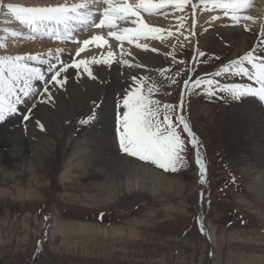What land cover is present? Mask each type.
Listing matches in <instances>:
<instances>
[{
	"label": "rangeland",
	"instance_id": "obj_1",
	"mask_svg": "<svg viewBox=\"0 0 264 264\" xmlns=\"http://www.w3.org/2000/svg\"><path fill=\"white\" fill-rule=\"evenodd\" d=\"M205 11L210 9L198 8L194 14L186 10L182 14L191 17L184 22L196 30L202 22L199 16ZM222 13L217 11L214 15ZM58 37L50 35L42 39L56 42ZM202 37L201 32L193 45L175 37L171 52L174 51L182 66L174 65L166 83L160 87L136 72L109 81L108 85L113 84L109 92L111 125L106 130L97 129V126L92 128V123L82 126L78 120L75 133L83 128L86 134L77 138L73 156L69 151L75 134L59 140L48 133L44 138L52 143L34 154L31 168L16 169L14 165L22 155L20 152L30 156L33 145L44 139L29 128L33 124L43 125L44 130L46 126L41 111L25 110L22 104L17 105L18 111L14 114L18 119L5 113L0 130L4 135L8 131L10 136L16 130L18 147L22 149L11 153L9 141L0 142V149L4 151L0 163L8 165L12 159L14 162L6 172L0 173V264H264V117L249 112L247 105L242 104L244 97L233 98L231 92H221L233 85L246 86L243 90L248 95H256L264 110V99L257 94L260 85L254 78L250 80L249 76L238 74L234 67L227 73L222 72L230 62L238 61L245 54L253 56L255 51L235 53V46L222 37L209 40ZM62 39L61 36L58 41ZM77 44L84 45L78 41ZM106 46L91 47L100 51ZM201 51L203 56L199 55ZM242 67L254 76L252 64L244 61ZM217 71L222 72L219 77L214 76ZM133 76L144 81L145 97L149 96V88L157 89L150 98L160 101L159 119H163L164 104L175 108L169 115L187 148L186 163L178 173L130 156L119 146V121L121 111H126L123 97L129 89L135 90ZM197 78L218 80L215 94L208 95L204 86H192L191 81ZM185 79H190L191 91L185 89ZM44 83L34 80V90L42 88ZM90 94L93 96L95 91ZM101 101L102 98L98 104ZM75 104L84 107L85 102L77 100ZM51 109L58 113L57 109ZM180 116L195 133L199 142L196 147L191 144L192 137L182 131ZM52 122L56 124L59 120ZM197 151L205 170L203 183ZM103 159H111L109 163L118 166L129 161L137 170L143 167L145 170L139 174L126 178L132 184L142 183L144 191L122 192L111 201H92L90 195L96 192L87 178L88 167L100 165ZM78 165L87 170H77ZM71 169V177L64 179L63 175ZM43 171L50 176L49 180L42 178ZM40 179L44 187L37 186ZM31 184L37 187L38 197L19 196L20 188L26 193ZM67 220L94 223L101 230L108 227V233L102 232L101 240H94V245L84 244L75 236L66 239L55 232V227ZM135 222L139 223L135 225ZM113 228L121 232L113 233Z\"/></svg>",
	"mask_w": 264,
	"mask_h": 264
},
{
	"label": "bare ground",
	"instance_id": "obj_2",
	"mask_svg": "<svg viewBox=\"0 0 264 264\" xmlns=\"http://www.w3.org/2000/svg\"><path fill=\"white\" fill-rule=\"evenodd\" d=\"M16 1L19 2L21 6L38 7L48 5L73 6L86 4L87 7L78 9V11L83 14L91 13L89 19H72L68 21L66 26L65 24L58 25L55 21H44L35 25H28L22 24L11 14H6L4 10H0V56H21L25 58L31 56L33 59L26 60L29 67L39 69L41 73L48 76L52 75L50 66L55 67L61 61L65 63L88 61L87 65L81 64L77 69H69L70 75L68 76L65 88L59 91L52 89L56 96L59 97V99L55 100V104L47 106L41 105L38 103L40 99L39 96L36 97L37 103L35 107H32V101L27 100V98H25L27 102L22 104V108L25 110L30 111L31 109H37L42 112V118L46 129L43 130L40 126L33 124L29 130L33 132L34 135H41L44 138L50 133V135L57 136L58 139L60 138L62 140V138L66 136L71 137L75 134L73 135L75 139L72 141L69 151L70 156L75 155L74 151L76 149L74 148L78 145L77 138L79 135L84 136L86 134L83 128L77 130L75 133V124L78 120L86 116L90 107L94 109L96 106L94 112L95 118L90 122L92 123V128L97 126V129L106 130L110 127L112 101L109 97V92L113 89V84L108 85L107 83L109 81H114L118 78L125 77L129 73L133 74L136 72V75H144L149 78L156 87H160L166 83V80L169 78L170 70L174 65L182 66V64L178 63L179 61L176 59L173 53L174 51L171 52L175 37L180 38L188 45H193L196 40H199V35L202 32V38L204 40H209L210 38H224L235 46V53L245 54L253 50L255 51V55H253L254 61L257 64L264 61V0H250V5L246 4V6L237 10L236 15L240 17L238 22L231 19V12L226 16L222 9H210L209 12H202L199 16L202 22L196 30H192L191 25L186 22H184L183 29L179 28L180 21L178 17L184 14L180 13L178 10L171 8L161 10L167 11V16L162 15L161 11L152 14L142 11L140 17L145 24L150 27H159L161 29L160 38H157L152 33L146 35L137 34L134 29L138 28L139 25L132 22L135 18L117 20V28L113 29L116 35L109 36V29L106 26L103 28L95 26V23L103 18L102 11L103 7L106 5L96 3L94 0H4L5 4H14ZM34 1L35 3L36 1L39 3L33 5L32 2ZM124 2L125 0H113V3L117 7L123 6ZM136 2H138V0H127L129 4ZM192 2L199 3V0H192ZM217 11H222V15L216 16L217 19L210 18L206 20L207 17L214 15ZM189 12L191 11L189 10ZM69 15H76V13H69ZM184 17L190 19L191 16L184 15ZM213 17H215V15ZM245 17H251V19H245ZM124 29H132L133 31L131 33H124ZM190 29L191 33L194 32L195 36H191ZM169 33L172 34L169 35ZM181 33H183V35ZM50 35H55V37L57 35V37H59L56 39V42H47V40L42 39L43 36L50 37ZM61 36L63 39L59 42L58 40ZM97 36L102 39L100 41H95L94 37ZM118 36H123V38L118 39ZM86 39L90 41L87 47L77 44V41L83 43ZM96 45L107 46L103 50L96 51L92 49V47ZM137 45H141L142 47H138ZM79 47L84 48V51L80 52ZM101 48L103 47H100V49ZM153 49H155V51H153ZM78 52L79 55H77ZM109 53H111L110 59ZM105 60H108V62L104 63L103 61ZM125 61H127V63H125ZM161 70H163V74ZM89 71L92 73V76L96 77L95 79L89 76ZM253 71L255 72L254 69ZM35 86L37 87L38 85ZM42 88L41 86L39 87V89ZM92 91H95L93 96L90 94ZM61 93H63V95H61ZM240 97L241 99L244 97L242 104L247 105L246 107H248L249 112H254L256 117H264V110L259 106L258 102L260 100L256 95L245 94ZM100 98H102V101L98 104ZM77 100L85 102L84 107L75 104ZM93 101L96 102L95 105H93ZM51 108L57 109L58 113H55ZM5 113L9 114L7 109H5ZM8 116L12 119H18L16 115ZM56 120H59V122L57 123ZM52 121H55L57 125L53 124ZM26 126H28V124ZM11 132H14L12 136L8 134V131L4 135L0 130V142L6 139L11 144V153L20 152L18 149L22 148L18 147L19 138H17V135L19 134H17L18 132L16 130ZM45 139L46 138L41 141L39 140L40 143L33 145L34 152L32 149L33 154L30 156H28L29 154L26 155L23 154L24 152H20L22 155H20L19 161L15 165L13 159L8 165L0 163V173L3 171L6 172L7 167L9 168L12 165H14L16 169L31 168V160L34 154L39 152L45 145L52 143L48 138ZM3 153L4 151L0 149V156H2L1 154ZM109 161H111V159L108 161L103 159L100 165L93 164L88 167L87 178L92 181V188L96 192L90 195L92 201L97 203L103 200L111 201L121 195L122 192L130 193L132 190L144 191L142 183L132 184L130 179L126 178V176L130 177L132 174H139L140 171L144 169L143 167H138L137 170L136 165L129 161L125 162L123 166H118L116 163L111 164ZM132 165L135 166L133 167ZM75 168L77 170H87L86 167L79 165L75 166ZM71 172H73L72 169L67 171V174L63 175L64 179L71 177ZM42 173V178L50 179V176L46 175L44 171ZM123 175H125V177H123ZM42 182L43 179H40L37 182V186H43L44 184H42ZM116 183L117 185H115ZM19 191V196L21 197H23V195H27L28 197L37 195L38 197L39 195L37 187L32 184L29 186L26 193H24L23 187L20 188ZM101 192L104 193V196L100 194ZM138 223L139 222H135L134 224L136 225ZM98 228L102 229L101 226L97 227L94 223H84L82 220H67L56 225L55 232L63 234L66 239L75 236L77 240L79 239L81 242H84V244L90 245L93 243L95 244V242H93L94 240H101L99 236L102 232L106 235L108 233V227H104V230ZM112 232L120 233L121 230L113 228ZM130 232L132 234L135 233L133 229H131Z\"/></svg>",
	"mask_w": 264,
	"mask_h": 264
},
{
	"label": "snow or ice",
	"instance_id": "obj_3",
	"mask_svg": "<svg viewBox=\"0 0 264 264\" xmlns=\"http://www.w3.org/2000/svg\"><path fill=\"white\" fill-rule=\"evenodd\" d=\"M96 3H102L106 5L103 7L102 19H99L95 23L98 28L107 27L109 29L108 35H116L113 29L117 28V20H127L129 18H135L132 22L138 24L139 27L134 29L137 34L152 33L157 38H160L161 29L159 27H150L145 24L140 17V13L147 12L152 14L157 11L174 9L180 13H184L190 10L193 14L198 8L204 9H222L227 16L231 12V19L233 21H239L240 17L236 15L237 10L250 5V0H199V3H193L192 0H138V2L129 4L125 0L123 6L117 7L113 0H94ZM87 7L86 4H78L73 6L67 5H55V6H21L19 4L7 3L4 0H0V10H4L6 14H11L16 20L22 24L35 25L44 21H55L56 24L67 25L68 21L72 19L87 20L90 18L91 13L83 14L78 11ZM69 13H76V15H69ZM162 15L167 16V11H161ZM184 16L178 17L179 28H184ZM217 19V17H213ZM245 19H251V17H245ZM132 29H124V33H131ZM191 33V29L189 30ZM172 33H169L171 35ZM183 35V33H181ZM194 34V33H191ZM118 39H122L123 36H118ZM102 38L94 37L95 41H100ZM90 43L89 40H84L85 47ZM142 47L141 45H137ZM80 52L84 51V48H80ZM155 51V49H153ZM79 55V52L77 53ZM199 55L203 56L201 51ZM111 53H109V59ZM33 57H21V56H0V123L4 122L5 109L9 115H14L17 111V105L26 103L27 100L32 101V107L36 106V97L39 96V104L47 106L55 104V100L59 99L52 89L59 91L67 85L68 76L70 75L69 69H77L81 64L87 65L88 61H79L76 63H65L61 61L57 66L51 67V76L46 77L39 69L29 67L26 60H31ZM244 61L252 64L255 74L248 71L247 68L242 67ZM107 63L108 60L103 61ZM127 63V61H125ZM235 68L236 72L240 75H247L249 79H255L257 84L260 85L258 95L261 99H264V61L257 64L254 61V57L251 54H245L240 57L238 61H232L226 65L222 72L227 73ZM163 74V70H161ZM221 71L215 72L214 76L219 77L222 74ZM179 75V73H176ZM89 76L92 73L89 71ZM93 79L96 77L92 76ZM43 80L44 86L42 89L34 90L33 81ZM134 81L135 90L129 89L123 97V109L120 116V127L118 129L119 146L121 150L130 156L138 157L141 160L150 161L157 165L159 168L168 172L178 173L182 167H184L185 153L187 152L185 139L182 138L181 132L177 130L170 112L174 113L175 108L171 104L163 105V119H159L160 116V101L150 98V94L157 90L155 87L149 88V96L143 95L144 81L135 76L132 77ZM176 81L173 79L172 83ZM191 85L195 88L204 86L207 89L208 95H214L215 89L219 87V81L214 79L197 78L191 81ZM184 87L186 90L191 91L190 79L184 80ZM246 86L233 85L230 88L221 89L223 91H229L233 94V98L245 95L243 90ZM248 91H251L249 88ZM63 95V93H61ZM27 98V100L25 99ZM181 101V106H182ZM96 102L93 101V105ZM27 118V117H25ZM95 118L93 108H89L86 113V118L79 121L80 125H87ZM39 123V121H37ZM179 123L183 125L182 131L187 132L191 137V144L193 147L198 145V140L195 137V133L192 131L189 123L183 116L179 117ZM43 128V125H40ZM197 163L201 165V183H203L204 165L200 160L199 152L197 151ZM204 230L203 224H201V231Z\"/></svg>",
	"mask_w": 264,
	"mask_h": 264
}]
</instances>
